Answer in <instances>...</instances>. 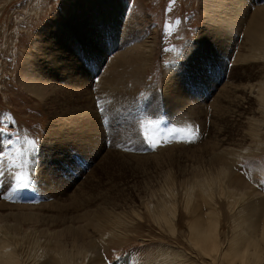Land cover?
Here are the masks:
<instances>
[{"label":"rangeland","instance_id":"obj_1","mask_svg":"<svg viewBox=\"0 0 264 264\" xmlns=\"http://www.w3.org/2000/svg\"><path fill=\"white\" fill-rule=\"evenodd\" d=\"M227 1L0 0V206L55 216L48 206L84 192L126 223L99 244L101 264H209L184 233L190 179L230 148L232 170L264 198V110L242 106L246 85L264 81V0ZM249 55L256 61L243 62ZM162 199L174 203L175 233L149 213ZM197 205L203 220L209 205L218 212L223 247L232 228L242 238L219 200Z\"/></svg>","mask_w":264,"mask_h":264},{"label":"bare ground","instance_id":"obj_2","mask_svg":"<svg viewBox=\"0 0 264 264\" xmlns=\"http://www.w3.org/2000/svg\"><path fill=\"white\" fill-rule=\"evenodd\" d=\"M227 2L234 5L235 9H240L242 3H245L244 0H230ZM246 2L247 7H249L250 1L247 0ZM261 10H264V7ZM257 16L261 22L260 12ZM251 25L258 28L256 19L253 20ZM262 35L264 37V34ZM263 43L264 41L260 45ZM146 46H150V43ZM150 48L147 47L138 55H147L151 52ZM69 60H72L73 65L74 63L76 65L77 59L73 55ZM251 60L256 61L255 56L249 55L243 62ZM122 62L127 63V59L123 58ZM261 81L260 83L251 82L244 88L247 97L243 98L242 106L247 108L254 105L252 108L254 114H259L260 110H264V81ZM232 88V92L236 93L237 87L233 86ZM225 114L227 112L222 109H217L214 113L218 119L225 118ZM250 119L252 120V117L247 118L248 121ZM217 135L218 137L222 136L220 132H217ZM223 140L225 139L221 138L219 140V145L224 146ZM235 154V150L230 148L218 151L214 154L215 167L208 172H200L194 175L185 186L184 209L186 213L192 215L191 221L186 222L185 237L194 249L200 251L202 255L210 260L209 264H264V198L255 188H252L241 178V175H237L232 170V165H229V158H232L230 156ZM73 196L75 199L69 203L48 206L50 207L49 210L54 209L58 212V215L48 217H45V214V216H42L33 211L38 208H21L20 205L9 206L7 203L2 202L0 209L8 212L5 215L6 222L0 221V229L5 232V234H0V264H87L89 258H95L93 264H101L99 244L105 241L106 236L114 239L116 235H121V227H126L125 220L118 214L108 212L105 209H93L88 205L90 197L84 192ZM200 197L203 200L215 198L220 201L226 213L237 214L235 217L237 220L234 218L233 227H244L240 232L242 238L239 239L232 228V235L228 244L223 247L217 224L218 212L213 206L209 205L206 219L203 220L197 214L199 210L197 199ZM174 209V203L171 200L162 199L156 207L149 208V213L157 224L169 226V231L175 233L177 230L173 223L176 214V209ZM24 210L27 212H24ZM81 210L87 211L82 213ZM12 215H16V217L12 218ZM10 221L12 223H8ZM25 221L32 225L40 223L41 225L62 226V228L55 230H47L46 228L44 231L34 228L32 229L34 231H30L31 236H33L32 233L41 234L43 235V241L37 240L38 238L30 241L28 237L30 233L20 231V229H23ZM28 243L32 246H28ZM66 253L72 255L76 260L70 261L65 258ZM57 255H60L61 258H57ZM179 256L186 255L180 254ZM167 257L174 258L171 255ZM179 264L194 263L185 258H180Z\"/></svg>","mask_w":264,"mask_h":264},{"label":"snow or ice","instance_id":"obj_3","mask_svg":"<svg viewBox=\"0 0 264 264\" xmlns=\"http://www.w3.org/2000/svg\"><path fill=\"white\" fill-rule=\"evenodd\" d=\"M34 141H26V144H34ZM14 181H16L17 187L19 188H27L28 184L24 182V178L20 175H16L13 177Z\"/></svg>","mask_w":264,"mask_h":264}]
</instances>
